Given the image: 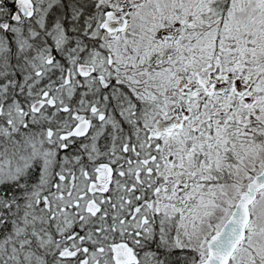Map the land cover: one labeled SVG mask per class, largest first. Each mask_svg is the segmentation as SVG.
Listing matches in <instances>:
<instances>
[{"label": "rangeland", "instance_id": "rangeland-1", "mask_svg": "<svg viewBox=\"0 0 264 264\" xmlns=\"http://www.w3.org/2000/svg\"><path fill=\"white\" fill-rule=\"evenodd\" d=\"M85 1L86 9L78 8L75 13L74 4H86ZM63 5L65 13L58 21L65 25L85 28L91 17L100 22V6L127 19L126 36L112 38L110 50L116 62L131 63L136 59L127 53V45L119 41L139 31L137 35L142 41L138 47L143 51L139 55L144 65L156 62L162 67L153 73L149 71L146 81L158 88L155 89L161 97L168 98L170 94V102H161L162 109L175 108L177 114L183 112L187 119L185 130L175 137L184 141L186 135L191 144V157L186 159L190 172L178 173L175 169V173H158L159 185L164 184V189L153 199L155 218L104 217L107 203H122L120 180L111 189L113 184L92 188L81 176L79 180L72 175L63 180L59 177L55 191H32L35 195L42 193L43 202H38L36 196L24 205V213L30 210L37 215L58 216L29 218L42 234L38 250L27 252L26 242L16 236L8 240L11 246L1 243L0 252L6 256L22 253L25 258L21 264H112L113 242L136 236L140 244L134 264H165V258L169 262L176 258L184 264L202 261L206 257V240L220 229L247 182L264 166V0H63ZM100 46L107 50V37ZM167 50L172 55L169 62L157 61ZM94 52L93 56L85 53L80 60V74L84 68L96 72L93 86L87 84L89 79H80L81 86L86 87L80 91L81 103L106 99L101 95L105 79L99 77L98 71L105 70L107 58L94 61L99 55ZM207 65L215 67L209 74L210 89L213 85L223 88L210 95L205 94L195 78L196 72ZM241 85L247 90L242 91ZM178 102L184 109L178 110ZM145 126L152 129V122ZM139 130L136 125L124 126L114 113L102 121L95 117L94 127L83 142L91 153L89 163L107 161L118 172L128 177L134 175L140 165L123 168L121 152L135 144L134 137L125 142L127 134L139 136ZM144 132L143 129L141 135ZM45 143V139L32 143L31 152L49 151L50 146ZM40 157L35 153L17 157L11 171L18 174L33 169L47 178L53 169L57 173L65 168L64 160L58 164L49 154ZM173 162L177 168L187 164L178 156ZM139 177L137 171L135 179ZM168 177L175 183L167 182ZM88 203L94 205V217L86 212ZM144 209L147 211L146 206L138 208L137 213L145 215ZM250 214L245 240L237 246L229 264H264V188L251 205ZM74 220L80 230L87 226L80 248L74 246L73 236L65 239ZM21 223L25 228V218Z\"/></svg>", "mask_w": 264, "mask_h": 264}, {"label": "flooded vegetation", "instance_id": "flooded-vegetation-1", "mask_svg": "<svg viewBox=\"0 0 264 264\" xmlns=\"http://www.w3.org/2000/svg\"><path fill=\"white\" fill-rule=\"evenodd\" d=\"M62 10L63 0H0V229L4 223L1 218H58L57 214L37 215L33 211L29 212L30 210L23 213L22 208L17 214L16 203L23 202V207L36 196L39 197L38 202H43V194L35 195L32 191H43L45 188L55 191L54 184L59 181V177L63 180L68 175L76 180L81 176L92 188H105L113 184L112 189L116 187L115 182L120 180L118 186L122 191V203H107L105 218H155L157 209L153 199L159 190L164 189V184L159 185L158 173H167L169 170L175 173V169L178 173L190 172L186 159L191 157V144L186 135L183 136L184 141L179 136L175 137L177 133L185 130L187 119L183 112L177 114L175 108L162 109L164 105L161 102H170V94L168 98L161 97V93L156 92L157 87L152 88L148 81L147 86H144L143 79H148L146 76L149 71L153 73L162 67L156 62L144 65L139 55L143 54L138 47L142 41L137 35L139 31L119 41L127 45V53L136 59L129 63L116 62L112 58V38L126 36L129 27L127 19L100 6L98 11L103 17L101 21L97 22L95 17H91V22L84 24L83 28L78 24L65 25L59 22ZM122 18L126 21L124 29H116L110 33L103 29L105 24L118 23ZM106 37L107 50L100 46ZM94 51L101 54L94 61L107 58L105 70L98 71L99 77L102 75L105 79L106 99L100 103H81L80 91L86 87L81 86L80 79H89L87 84L91 83L93 86L92 77L96 72L84 68L85 76L80 74V60L87 52L93 56ZM171 58V52L167 50L157 61L161 59L168 63ZM208 66L213 67V71L206 72ZM214 71V66L207 65L195 74L197 84L206 95L223 90L222 87L214 85L211 89L209 87V74ZM198 75L204 77V85L198 82ZM241 90L245 91L247 88L241 85ZM177 105L178 110L184 109L181 108V102ZM112 113L124 126L140 127L139 136L127 134L125 139V142H129L134 137L135 144L128 147L126 152H121L123 168L140 165L141 169L136 168V172L139 171L141 177L137 179L136 172L128 177L127 174L118 172L113 164H107V161L90 164L88 157L91 153L84 145L83 149L80 146L81 141L86 140L88 135L83 138L66 136L81 120L89 121L90 133L95 117L102 121ZM151 122L152 129L149 128L150 125L145 126ZM156 122L168 126L164 131L157 132ZM143 129L145 135H141ZM41 139L46 140L45 146H50V150L33 153L41 157L49 154L61 162L64 160L65 168L57 173L53 169L51 176L47 178L33 169L18 174L12 172L14 159L33 154L32 143ZM176 156L183 158L187 164L184 167H175L173 159ZM69 158L72 160L68 164ZM107 166H110L108 173L105 171ZM167 182L175 183L169 177ZM187 183L191 184L190 181ZM105 197L107 198V193ZM145 206L147 211L144 209L143 212L146 214L139 215L138 208ZM93 207V203L86 206L90 217H94ZM135 238L138 239L133 236L113 242L112 264H118L113 251L115 245L121 247L118 255L122 259L120 264L135 263V251L140 244ZM29 247L26 245L25 250L31 253L33 248Z\"/></svg>", "mask_w": 264, "mask_h": 264}, {"label": "water", "instance_id": "water-1", "mask_svg": "<svg viewBox=\"0 0 264 264\" xmlns=\"http://www.w3.org/2000/svg\"><path fill=\"white\" fill-rule=\"evenodd\" d=\"M125 20L122 18L118 23H107L103 26L106 32H113L116 29L125 28ZM213 71V67L208 66L206 72ZM198 82L204 85V77L198 75ZM168 125H162L161 122L155 123L157 132L164 131ZM89 121L81 120L66 136L83 138L88 135ZM108 173L110 166L105 168ZM264 188V167L259 173L254 175L246 184V189L240 194L236 201L233 210L223 225L218 231L211 234L206 240V257L195 264H229L238 244H240L246 236V228L250 222V206L256 199L257 193ZM125 250H127L125 248ZM115 260L118 264L122 259L118 256L121 253V247L118 245L113 246ZM128 254V251H125Z\"/></svg>", "mask_w": 264, "mask_h": 264}, {"label": "trees", "instance_id": "trees-1", "mask_svg": "<svg viewBox=\"0 0 264 264\" xmlns=\"http://www.w3.org/2000/svg\"><path fill=\"white\" fill-rule=\"evenodd\" d=\"M74 5H75L74 6L75 7L74 8L75 13L78 11V8L84 10V9H86L85 7L88 6L87 2H86V4L85 3L81 4L80 2H77ZM69 10L70 9L67 6L65 11L68 13ZM62 12L65 13L64 9L62 10ZM143 84H144V86L146 85V79H143ZM101 91H102L101 95L105 96V94L107 92V89L103 88V89H101ZM82 142H84V141L83 140L81 141V144H80L81 149H83L82 148V145H83ZM67 160H68V164H69V162L72 159L69 158ZM56 161L58 162V164L61 162L60 159H56ZM21 204H24V203L23 202L18 203V201L16 203L17 214L19 213V209L20 208H22L24 210V206L22 207ZM23 213H24V211H23ZM1 220L2 221L4 220V223L1 225V229H0V244L3 243L4 245H7V246L10 245L11 246V244L8 242V240L10 241V240H12L13 237L18 236V238L21 237L20 239H22V240H24L26 242V245H29L31 248H33V249H31L29 247L31 249V252H34V251L38 250L37 247L39 245V242H41L42 234H41L40 230L39 231L36 230L35 225L32 224V222H31V220L29 218H25L26 227L23 228V229H22V223H21L22 218H1ZM9 223H11L12 225L10 226ZM76 226H77V222L74 220V226L70 228V230L68 232L69 235L67 237H65V239H67L70 236H73L75 238V240H76L74 246L80 248V247H82V242H80V241H81L82 237L84 236V232H85L83 230L87 226L86 225L83 226L82 230H80ZM21 230H22V233H21ZM22 234H25V235H22ZM64 246H66L65 248H67V245H64ZM89 249L91 250L92 247L90 246ZM23 258H25L24 255L22 253L20 254L19 252L17 254H14L13 256L12 255H7L6 256L5 253L0 252V264H15V263L21 264L22 261H23ZM165 260H166L165 264H184L179 259H178L179 261H176V258H175V261H173V262H169L171 260H168L166 258H165ZM252 263L253 264H257L254 261H252Z\"/></svg>", "mask_w": 264, "mask_h": 264}]
</instances>
